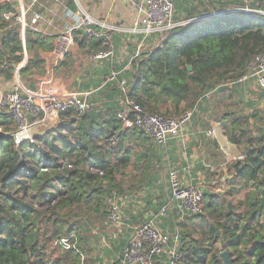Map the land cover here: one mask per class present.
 I'll return each mask as SVG.
<instances>
[{
  "label": "trees",
  "instance_id": "16d2710c",
  "mask_svg": "<svg viewBox=\"0 0 264 264\" xmlns=\"http://www.w3.org/2000/svg\"><path fill=\"white\" fill-rule=\"evenodd\" d=\"M192 2L176 0L175 20L179 25L166 32L163 38L154 36L158 39L153 44L156 46H147L132 62L128 59L125 64L131 62L130 68L120 72L114 81L108 80L105 85L99 81L101 94L93 100L94 109L84 113L71 109L59 115L61 121L57 126L44 136L36 137L39 144L28 140L16 144L12 136L17 127L14 117L0 113V264H85L88 261L85 253L89 250H85V246L93 233L86 222L69 220L66 216L82 206L100 211L107 198L113 196V191L118 192L114 189H120L116 178L118 167L134 164L141 170L142 181L152 184L159 179L157 166L164 161L153 138L133 122V113L128 114L129 124L119 116L126 98L149 113L175 116L197 102L198 110L206 109L210 106H205L210 95L217 89L219 93H213V98L219 95L222 98L215 97L212 105L215 121L223 124L229 141L242 146L245 155L243 160L232 162L235 170L241 169L228 179L227 193L233 195L240 187L252 183L256 194L241 201L243 209L238 210L230 208L224 194L203 187L201 213L189 214L182 222L173 217L162 218L158 224L163 231L171 233L180 225L181 264H205L207 261L224 264L220 256L223 250H228L232 264H264V210L260 204V191L264 188V111L255 110V102L248 101L239 113H223L221 109L226 81L240 78L253 57L264 51V0ZM216 2L220 6L214 8ZM185 3L191 6L183 9L186 20L182 22L178 11ZM247 6L252 7L250 11L245 10ZM209 7L215 11L210 13ZM6 8L0 6V12ZM200 15L205 16L193 21ZM79 39V48L91 53L106 48L102 39ZM53 43V37L28 35L29 59L19 70L25 83L36 71L45 73L43 55L52 49ZM68 54L57 67L69 64L73 52ZM23 60L19 32L10 31L1 36L0 77L12 80ZM107 61L101 68L104 75L110 74L118 63ZM125 77L129 79L126 93L120 86ZM93 85L94 81L88 78L79 84V89L89 90ZM29 86L34 90L36 82L32 80ZM163 105H173V112H159ZM203 126L210 125L207 122ZM104 143L110 145L109 149H104ZM173 153L170 156L176 160ZM113 157L116 159L114 165ZM73 158L75 162L71 161ZM204 166L202 163L196 165ZM101 171L104 173L100 174ZM239 176L244 179L240 186L236 182ZM31 185L39 188V194H33L35 201L27 200ZM46 187L54 189L53 192ZM17 191L22 193L18 195ZM166 200L161 196L157 199L156 212ZM38 202L41 206L46 204L48 210L35 208ZM129 218L131 222L144 221L138 214ZM149 219L148 216L145 220ZM192 222L198 226L194 227ZM93 239L99 236L93 234ZM109 264H120V260L114 258Z\"/></svg>",
  "mask_w": 264,
  "mask_h": 264
},
{
  "label": "built area",
  "instance_id": "2783aa9c",
  "mask_svg": "<svg viewBox=\"0 0 264 264\" xmlns=\"http://www.w3.org/2000/svg\"><path fill=\"white\" fill-rule=\"evenodd\" d=\"M175 1L111 0L112 8L106 12L105 16L101 17L89 12L80 0H0V6L7 7L0 12V37L10 31H18L20 34L24 60L17 66L15 74L18 76L20 68L25 66L29 59L28 35L53 37L52 49L43 55L46 62L47 79L42 81V84H48L52 80L50 74L53 69L68 53L79 49V38L104 40L106 48L93 51L92 59L112 61L116 55V36L122 34L127 39H125L127 43L133 44L130 57L132 62L140 56L153 39L158 40L154 36L163 38L166 32L179 25L175 20ZM119 2L123 3L125 7L120 6L121 16H131L128 23L120 24L113 19L115 6ZM245 10L250 11L251 9L245 8ZM200 16L194 17L193 21L198 20ZM131 62L126 65V69L130 68ZM118 74L119 72H111L109 81H114ZM248 81H254L259 88L264 89V51L253 57L246 72L236 82L245 86ZM120 83L122 91L126 93L128 91V87H124L126 80ZM15 86L14 89L0 95V113L6 112L14 117L17 127L12 136L16 144L26 140L32 143L38 141L31 133L30 118L33 116L43 115L42 120L46 121L50 116L64 115L71 109L79 113L94 109V103L90 100L94 93L92 90L74 92L57 98L50 94H44L43 86L34 92H24L22 84ZM198 103L179 115L169 116L149 113L140 104L126 98L125 107L120 111L119 116L129 124L131 121L128 114L132 112L133 122L153 138L164 158L171 159L170 155L174 144L185 148L187 137L197 134L191 130V126L198 110ZM201 132L218 140L217 129H204ZM220 148L226 155H230L224 145ZM232 156V161L245 158L244 154ZM227 163L225 162L220 167L226 169ZM192 166L186 161L182 167L183 175L181 177H179L178 171L170 172L169 196L156 215L152 213L149 215V220L131 222L117 198V192L113 191V196L109 200L107 221L111 225H122L129 229L127 245L118 254L120 264H157V262H161L162 257L164 264H181L183 249L180 225L176 226L173 233L169 230L163 231L157 218L173 217L182 222L187 215L203 211V186L194 180ZM68 167H72V165ZM207 168L211 171L217 169L212 166H207ZM99 173L103 174L104 172Z\"/></svg>",
  "mask_w": 264,
  "mask_h": 264
},
{
  "label": "rangeland",
  "instance_id": "374dc122",
  "mask_svg": "<svg viewBox=\"0 0 264 264\" xmlns=\"http://www.w3.org/2000/svg\"><path fill=\"white\" fill-rule=\"evenodd\" d=\"M191 4H193L192 0ZM215 1V0H214ZM80 2L84 5V7L91 12L95 16H105L106 12L112 8L111 0H80ZM123 6V3L119 2L115 6V13L114 16H121L120 9ZM191 6L189 3H185L183 5V8H180L181 10L179 12V20L184 22L186 19L184 18L186 15V12L183 10L185 8H188ZM220 4L216 2L214 4V8L219 7ZM177 7V6H176ZM211 7V8H213ZM125 8V7H124ZM209 7V12H214L215 9H211ZM251 9L252 7H246ZM186 10V9H185ZM112 13V10H111ZM158 40H153L150 42V45L156 46L153 44H156ZM125 44V43H124ZM123 44V45H124ZM147 48V46H146ZM128 49H125L123 46L122 48H118L116 46V55H115V61H118L117 64H115L112 68L111 72H121L124 73L128 69H126V62L128 59H130L132 53L127 52ZM75 52V53H74ZM93 53V52H92ZM92 53L84 50V49H77L73 51V54H71L69 64L66 66H60L53 69V71L50 74V78L52 79L51 82L48 84H42V81L46 80L47 73H41L38 74V71L34 75H31L30 81L25 83L19 75V78L21 79L22 85H23V91L24 92H34L40 86H43V92L44 94H50L52 96H55L57 98H61L65 95L74 93V92H84L86 90H80L79 84L82 81L87 80L88 78H91L95 85H93L89 90H92L94 93L92 95V98L90 99L92 103H94L95 98H99L98 95H100L101 87L100 82L103 85L109 80L110 74L104 75L101 72L102 66L105 65L107 60L102 61H96L92 59ZM69 55V54H68ZM107 65V64H106ZM121 66L120 69L117 66ZM34 80L36 82V88L33 90L30 88V82ZM123 80H126V83L124 87L127 86V81L129 79L127 77L123 78ZM237 79L235 78H229L226 83L227 85L223 86L225 87V90L222 92L225 94L224 98L222 99V110L223 113L228 111H233L236 113H239V111H243V106H246V102H255V110H263L264 111V91H262L258 86H249L246 84L245 86L241 85L239 82H236ZM249 83V81H248ZM255 83V82H254ZM97 85V86H96ZM122 84L120 83V86ZM243 86V87H242ZM16 86H10L9 89H14ZM219 87V86H218ZM22 88V87H21ZM214 88V87H213ZM99 91V92H98ZM98 92V93H97ZM214 94L219 93V89L215 90L213 92ZM212 93V94H213ZM210 95V98L208 100V103L205 106L210 105L211 100L212 105L215 100V97L213 98V95ZM209 96V95H207ZM217 99L222 98V95H219L216 97ZM192 101V100H191ZM190 101V102H191ZM261 107H257V106ZM174 106L173 105H163L159 112L163 113H170L173 112ZM202 111H205L203 108H201ZM206 110H209V106L206 108ZM246 108H244V111ZM177 114V113H176ZM43 115L33 116V118H30L31 123V133L35 136H44L46 132L55 126L58 125V123L61 121L60 116L55 117L50 116L46 119V121L42 120ZM68 118V117H67ZM206 120V118H204ZM46 122V123H45ZM17 125V123H16ZM252 129L254 130V133H256V129L254 126H252ZM193 136L190 135L186 139V145L191 140ZM36 143H40V141H36ZM104 149H109L110 145L107 143L103 144ZM243 147L240 146L239 150H242ZM189 149H187L188 151ZM230 157L232 155L237 154V152L230 151ZM177 159L173 160L172 158H164L163 163L159 166H157V175L159 179L156 183L152 184H146V181H142V174L141 170L137 169L134 164L129 165L127 168H117L116 172V178L117 182L121 185L120 189H114L117 190V198L119 199L122 208L125 210L127 215L129 217H132V215L138 214V217L140 220H145L152 212L153 215H156L157 212L155 210V206L157 204V199L161 197L167 198L169 196L170 192V172L172 170L178 171L179 177L183 175V171L179 170L182 169L184 162V159L187 155L184 153V149H179L176 151ZM225 154V153H224ZM190 157V156H188ZM226 160V157H224ZM24 159V158H23ZM71 161L75 162L76 158H73ZM191 161V160H190ZM29 162V161H28ZM67 162V161H63ZM232 159L230 158V161L227 163V169L228 174L230 176H234L236 174L237 170H235ZM112 164H116L115 157L112 158ZM193 168V178L194 180L202 185L205 189L213 190L218 193L224 194L231 204V208H235L238 210H242L243 207L240 205L241 201H247L249 197H254V194H256L255 187L251 183V185L247 187H240L239 190H236V193L233 195H229L227 193V190L230 188V184L228 182L229 178H225V176H222V173H224L223 168H220L219 170L216 169V171H208L206 167H194ZM196 170V172H195ZM198 171V172H197ZM225 174V173H224ZM237 185L240 186L242 182H244V179L239 176L236 178ZM37 186V185H36ZM36 186L33 188L31 185V188L28 193V201H35L36 198H33V194H36L39 192ZM15 190V189H14ZM47 191H52L54 189L50 187H46ZM18 195H20L22 192L17 191ZM164 194V195H162ZM109 198H107V203H104L101 206V210L97 211L95 207L92 208H86V206H82L79 208H76L72 212V214H68L66 217L69 220H75L79 219L83 222H86L89 230L92 231L93 234L99 236V239H93V234L90 237V241L85 246V250L89 248L87 253H85L86 258L88 261L85 262V264H109L110 260L112 261L114 258H118V254L121 252V248L125 247L128 242V236H129V229L126 226L122 225H111L108 223L107 218L110 207ZM149 202H151L152 207H149ZM41 203L38 202L35 205V208L42 209L43 211L48 210L46 204L40 205ZM54 204V203H53ZM52 204V205H53ZM131 220V219H130ZM157 221L160 223L162 221V218L158 217ZM196 223L192 222V225L194 227L198 226L195 225ZM191 227V225H189ZM181 230V227H180ZM170 235V234H169ZM199 236V235H198ZM202 238V237H201ZM119 244V245H118ZM219 246V245H217ZM95 260H93V258ZM209 261L205 264H209ZM157 264H164L163 257L161 258V262H157Z\"/></svg>",
  "mask_w": 264,
  "mask_h": 264
},
{
  "label": "crops",
  "instance_id": "0c3cea01",
  "mask_svg": "<svg viewBox=\"0 0 264 264\" xmlns=\"http://www.w3.org/2000/svg\"><path fill=\"white\" fill-rule=\"evenodd\" d=\"M121 11V9H120ZM123 18H126L125 20ZM115 21H117L120 24H125L128 23L129 20L131 19V16H114L113 18ZM125 43V44H124ZM124 44V45H123ZM116 46L119 48H122L123 46L125 49H128V53L133 50V44L127 43L124 41V37L122 34H117L116 36ZM130 52V53H131ZM22 81L19 78L18 75L15 74L14 78L12 80H7L3 77H0V95L3 94L6 91H10L11 89L8 90V87L13 86V85H21ZM249 86H257L254 81H250L247 83ZM243 85V84H241ZM244 86V85H243ZM242 86V87H243ZM264 90V89H263ZM261 107V106H257ZM212 102H210L209 110L204 109L205 111H202L201 108L197 111L196 115L194 116L193 123L191 126V130L193 132H197V134L193 135L191 140L188 142V144L185 146V148H182L178 144L173 145V151L176 150L178 151L180 148L184 149L185 155H187L189 149L191 151V154L188 153V156L184 159V162L181 161V163L184 165L189 162V164L193 165L196 167L197 164H204L207 168V166H212L215 168H220L222 164L225 162H229L230 158L232 159L233 156L230 157V155L224 154V152L221 150L220 146L224 145L225 148L232 152H237L234 156L244 154V148L243 151L239 150V147L232 144L224 130L223 124L221 122H216V112L212 110ZM206 118V120L204 119ZM208 122V127L203 126L205 123ZM218 124L220 127L218 128ZM207 126V125H206ZM217 129L218 132V140L214 138H210L206 136L204 133L201 131L204 129ZM218 145V148L215 147V145ZM172 151V153H173ZM174 157H176L177 153H173ZM178 156V155H177ZM226 157V160L225 158ZM177 158V157H176ZM191 160V161H190ZM180 171L182 169H179ZM219 170V169H218ZM196 172V170H195ZM198 172V171H197ZM226 178V177H225Z\"/></svg>",
  "mask_w": 264,
  "mask_h": 264
},
{
  "label": "water",
  "instance_id": "95a60500",
  "mask_svg": "<svg viewBox=\"0 0 264 264\" xmlns=\"http://www.w3.org/2000/svg\"><path fill=\"white\" fill-rule=\"evenodd\" d=\"M208 15H209V14H208ZM210 15H212V14H210ZM204 16H205V15L200 16L199 19H200L201 17H204ZM199 19H198V20H199ZM188 68L191 70V69H192V66L189 65ZM240 169H241V168H239V169L237 170V172H239ZM224 173H225V177H226V179L231 177V176L228 174L227 169L224 170ZM260 204H261V207H262L263 210H264V188H262L261 191H260ZM229 205H230V208H231V204H230V203H229ZM220 256H221V258H222L224 264H232L231 259H230V254H229L228 250H223V251L220 253Z\"/></svg>",
  "mask_w": 264,
  "mask_h": 264
}]
</instances>
